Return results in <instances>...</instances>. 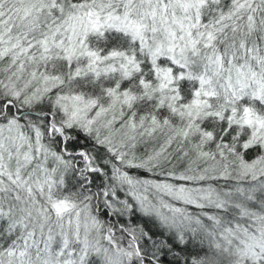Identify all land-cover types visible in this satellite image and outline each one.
Segmentation results:
<instances>
[{"label": "snow or ice", "instance_id": "6c2138e0", "mask_svg": "<svg viewBox=\"0 0 264 264\" xmlns=\"http://www.w3.org/2000/svg\"><path fill=\"white\" fill-rule=\"evenodd\" d=\"M0 264H264V0H0Z\"/></svg>", "mask_w": 264, "mask_h": 264}]
</instances>
